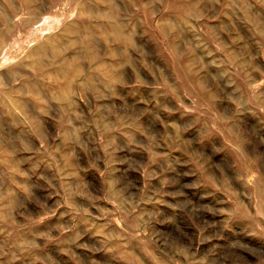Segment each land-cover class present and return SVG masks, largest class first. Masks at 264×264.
Listing matches in <instances>:
<instances>
[{
	"label": "rangeland",
	"instance_id": "obj_1",
	"mask_svg": "<svg viewBox=\"0 0 264 264\" xmlns=\"http://www.w3.org/2000/svg\"><path fill=\"white\" fill-rule=\"evenodd\" d=\"M0 264H264V0H0Z\"/></svg>",
	"mask_w": 264,
	"mask_h": 264
}]
</instances>
